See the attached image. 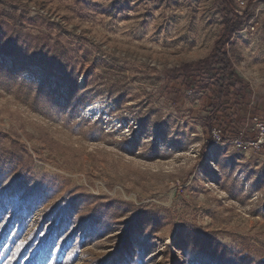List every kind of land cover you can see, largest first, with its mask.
I'll return each instance as SVG.
<instances>
[{"label":"rangeland","instance_id":"374dc122","mask_svg":"<svg viewBox=\"0 0 264 264\" xmlns=\"http://www.w3.org/2000/svg\"><path fill=\"white\" fill-rule=\"evenodd\" d=\"M234 4L251 16L231 40L234 66L260 107L241 139L204 150L201 93L185 91L179 101L173 88L181 85L165 75L209 55L222 31L221 0H0V20L51 35L82 70L71 79L51 58L0 35V131L67 187L160 217L149 237L129 212L72 236L85 209L58 246L31 262L52 225L40 221L50 203L3 249L0 264H114L120 254L124 264H209L201 253L189 252V262L177 253L182 224L264 259V146L253 144L264 123V0ZM37 89L50 102L39 100L35 111Z\"/></svg>","mask_w":264,"mask_h":264},{"label":"trees","instance_id":"16d2710c","mask_svg":"<svg viewBox=\"0 0 264 264\" xmlns=\"http://www.w3.org/2000/svg\"><path fill=\"white\" fill-rule=\"evenodd\" d=\"M85 2V0H78ZM254 0H248L251 3ZM94 8L100 7L93 4ZM103 13L113 14V8L105 7ZM223 18L222 31L217 37L211 52L205 58L184 62L166 72L168 82L177 81L181 87L176 91V98L181 101L185 91L201 93L207 114L202 119L201 126L207 136L203 149L218 141L226 139H241L249 116L259 111V104L254 101L252 85L236 70L233 62V39L241 30L244 21L250 19L247 12L240 13L234 0H221ZM0 35H7L16 44L27 50L36 51L51 58L64 73H70L71 79H76L82 72L77 68L75 59L69 58V52L59 43L52 41L53 37L46 33L33 34L23 30L20 25L0 20ZM50 102L47 95L38 89L29 101L35 111H38V101ZM221 134L220 140L214 135ZM53 203L44 210L41 222L52 225L42 238L39 254L31 262L49 252L53 245L60 243L64 228L72 223L79 212L87 209L85 217L72 232L88 235L96 232V227L111 223L123 213L134 214L136 224L150 234L157 231L160 217L150 210H139L134 204L124 200H109L101 196L86 194L78 188L67 187V180L60 175H49L36 169L32 153L23 145L9 138L6 132L0 131V256L8 243H14L32 215L42 207ZM132 243L136 236L130 230ZM179 239L174 248L182 253L184 261L189 262V252L203 254L209 264H264V259L251 252L229 249L217 237L202 230L182 224L178 229ZM25 253V252H24ZM138 253H141L139 250ZM38 257V258H37ZM19 261L21 257L18 258ZM114 264H124L126 255L120 254L114 258ZM29 263V262H28Z\"/></svg>","mask_w":264,"mask_h":264},{"label":"built area","instance_id":"2783aa9c","mask_svg":"<svg viewBox=\"0 0 264 264\" xmlns=\"http://www.w3.org/2000/svg\"><path fill=\"white\" fill-rule=\"evenodd\" d=\"M242 3H244V0H241ZM252 29L254 28V26L251 27ZM258 127H259V131H258V135L256 137V140L254 141V145L257 146L258 148H260L261 146H264V123L260 122L258 123ZM215 137L220 140L221 136L219 131H215L214 132ZM242 141L239 142V144H241Z\"/></svg>","mask_w":264,"mask_h":264}]
</instances>
